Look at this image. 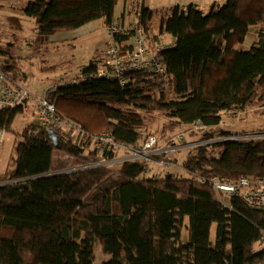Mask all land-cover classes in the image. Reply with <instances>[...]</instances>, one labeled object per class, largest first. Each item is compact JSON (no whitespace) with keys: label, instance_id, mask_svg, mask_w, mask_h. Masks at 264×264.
Here are the masks:
<instances>
[{"label":"trees","instance_id":"trees-1","mask_svg":"<svg viewBox=\"0 0 264 264\" xmlns=\"http://www.w3.org/2000/svg\"><path fill=\"white\" fill-rule=\"evenodd\" d=\"M130 1L132 9L124 0L118 18L119 0L0 4L33 20L45 42L94 21L110 25L133 17L128 23L145 33L148 48L165 66L162 74L131 73L125 87L94 78L104 56L79 69L88 79L59 85L52 97L57 114L71 123L69 134L80 130L87 137L59 140L57 148L39 121L13 129L29 101L15 109L0 107V131L16 138L15 158L0 175V264H95L97 245L112 256L103 264H264V211L239 199L222 206L211 186L215 178L264 179V139L189 148L196 154L182 162L184 170L162 177L149 176L142 160L101 165L128 152L110 146L98 154L93 145L105 133L115 143L138 149L148 137L158 139L144 120L156 114L175 127L200 122L207 131L195 134L204 135V141L238 135L222 127L225 115L242 114L257 101L264 108V28H258L247 50H240L250 29L264 22V0H226L206 12L196 4L154 11L146 0ZM163 11L170 16L161 19L155 34L154 20ZM9 22L23 30L22 18ZM165 35L175 43L163 46ZM133 36V31L117 35L114 43L123 53L131 52ZM12 47L0 44V70L13 82L27 81L28 75L11 62ZM205 145L222 146L221 157H208ZM56 152L75 160L69 170H53ZM84 155L92 161L83 162ZM211 216L213 243L207 240ZM186 218L188 240L182 242Z\"/></svg>","mask_w":264,"mask_h":264},{"label":"rangeland","instance_id":"rangeland-1","mask_svg":"<svg viewBox=\"0 0 264 264\" xmlns=\"http://www.w3.org/2000/svg\"><path fill=\"white\" fill-rule=\"evenodd\" d=\"M176 3H191V0H149V4L153 8H160L164 6H175ZM199 3V2H197ZM146 4V2H145ZM26 2L21 4L25 7ZM129 11L132 9V2L129 0L127 3ZM124 0H119L115 7L116 18L120 17L123 12ZM148 7V6H147ZM209 9V8H208ZM206 12V10H204ZM154 20V32L159 34L160 21L163 18L170 16L169 12H161ZM22 12L12 11L7 9H0V44H11L15 49L12 64L17 65L19 72L27 74L28 80L21 82L22 75H17V80L29 90L32 97L29 102L36 105L34 97H41L44 90L49 84H54L62 78L71 80L74 74L83 66L88 65L91 61L101 58L102 51L106 47V33H104L103 22L101 20L90 23L81 32L75 33L74 31L61 32L48 37L47 42L41 41L37 35V27L33 20L26 19L22 16ZM12 17L23 19V30H17L16 26L10 24ZM133 18V17H131ZM131 22L134 19H131ZM28 20V21H27ZM26 21V22H25ZM264 28V22L257 27L251 28L245 46H241L240 50L245 51L256 39L258 30ZM172 38L165 35L161 38L163 46L170 45ZM246 47V48H245ZM149 48L153 50L151 45ZM15 58H18L15 60ZM28 102V103H29ZM261 102V101H260ZM259 101L249 104L247 110L237 116L225 115L224 130L232 131L240 136L249 134H264V108L261 107ZM27 105V113L31 114L35 121L38 119L37 105L29 107ZM26 115H19L13 125L15 131L21 130L26 123ZM144 120L149 126L150 132L160 137V144H163L167 139L177 134L186 133L189 142H199L200 145L209 141H204L202 134H195L194 132L188 133L191 129L189 126H173L170 124L171 119L159 115H144ZM234 124V125H232ZM258 139H264L260 135ZM15 135L14 133H5L0 143V175L4 174L13 159L15 158ZM209 144V143H207ZM204 149L207 151V156L219 159L222 155V146H208L205 145ZM194 151L184 150L180 153L171 155V159H175L177 163H181L185 156L195 155ZM55 163L58 164L59 160L64 161L63 166L57 171H67L72 167L75 162L73 159L65 158L61 153L56 152ZM123 156V153L121 154ZM177 155V158L176 156ZM62 158V159H61ZM151 175L159 174L160 177L165 176L168 172H176L178 169L172 166L159 167L152 166ZM62 171V172H63ZM212 216L208 227L207 240L213 243L215 240V225L212 223ZM188 219H185V225L182 231V242L188 240ZM95 264H103L112 259V256L104 254L100 245L95 248Z\"/></svg>","mask_w":264,"mask_h":264},{"label":"built area","instance_id":"built-area-1","mask_svg":"<svg viewBox=\"0 0 264 264\" xmlns=\"http://www.w3.org/2000/svg\"><path fill=\"white\" fill-rule=\"evenodd\" d=\"M132 31L134 33L133 49L131 52L123 53L114 43V38L117 35H126ZM106 36L110 46L104 53L105 63L97 68L94 78L114 81L121 87H125L128 84L130 74L133 72L152 71L156 74L164 73V63L158 54H154L148 48L146 35L141 29L136 26H131L128 22L115 21L110 25H106ZM71 77L72 79L70 81L62 78L55 84H49L41 97H34L39 122L45 129H53L58 135L59 140L63 143L77 141L78 136H82V134L87 137L80 130H77L75 134H69L68 128L71 123L57 114L56 105L52 97V91L57 86H73L88 79L86 75L80 72H77ZM31 98L33 97L27 88L21 83L13 82L5 72L0 70V107L15 109L23 106ZM205 131L207 129L200 122H197L191 126L188 133H203ZM4 133L5 131H0V143L4 137ZM260 135L264 136V134L232 135L207 143L253 140L258 139ZM93 145L98 151V154H101L110 146L121 148L128 152V155L121 158H116L111 161L102 160L101 165L118 164L125 160H142L145 163L146 171L150 173V167L152 166H172L183 171L184 169L175 161H169L170 156L189 148L201 146L199 142H189L186 133L174 135L163 144H160L157 137L150 136L143 141V144L138 149L127 148L115 143L108 134L103 133L94 139ZM211 186L218 202L222 206L227 207L232 199H239L251 209L264 211V179L215 178L211 181Z\"/></svg>","mask_w":264,"mask_h":264},{"label":"crops","instance_id":"crops-1","mask_svg":"<svg viewBox=\"0 0 264 264\" xmlns=\"http://www.w3.org/2000/svg\"><path fill=\"white\" fill-rule=\"evenodd\" d=\"M21 1H22V0H0V4H4V5H18V4L21 3ZM225 1H226V0H191V3H190V4H196V5H199V7L202 8L203 10H208L209 6L212 5L213 3H220V4H222V3H224ZM197 2H199V3H197ZM190 4H189V3H176L175 6L169 5V6H164V7H160V8H153V7L150 6V4H149V0H146V5H147L150 9H152V10H154V11L167 10V9H170V8H173V7H176V6L183 7V6H187V5H190ZM27 21H28V20H27ZM101 21L103 22L104 33H106V25H107V24L105 23L104 20H101ZM25 22H26V21H25ZM88 25H89V24H88ZM88 25H86V26H84L83 28H81V29H79V30H76V31H74V32H75V33L81 32V31H82L84 28H86ZM174 43H175L174 40L171 39V40H170V45H173ZM109 46H110V44H109V41H108L107 36H106V47H105V50L102 51V56H101V57L104 56V53L107 51V49H108ZM23 86H24V85H23ZM28 106L31 107V106H36V105H35V104L32 105V103L29 102V103H28ZM23 115H26V116H25V117H26V123H27V122H31V121L34 120L33 117L31 116V114H28V113H27V109H26V111L24 112ZM224 119H225V117H224ZM224 119H223L222 127H224ZM232 125H234V124H232ZM5 133H6V132H5ZM5 133H4V134H5ZM158 139H159V142L161 143L159 137H158ZM192 142H194V141H192ZM182 152H183V151H182ZM179 153H180V152H179ZM86 155H87V154H86ZM86 155H84L85 157L82 158V159H83V162L88 163L89 161H92V158L87 157ZM174 156H176V158H177V155H174ZM186 157H187V156L184 157V160L186 159ZM65 158H67V157H65ZM55 159H56V157H55V155H54V162H55ZM61 159H62V158H61ZM170 159H171V157H170ZM171 160L175 161V159H171ZM184 160H183V161H184ZM63 162H64V161L59 160V163H58V164L55 163V165H54V167H53V170H54L55 172H57V169L60 168L61 166H63ZM175 162H177V161H175ZM177 164H178L179 166H182L181 163H177Z\"/></svg>","mask_w":264,"mask_h":264},{"label":"water","instance_id":"water-1","mask_svg":"<svg viewBox=\"0 0 264 264\" xmlns=\"http://www.w3.org/2000/svg\"><path fill=\"white\" fill-rule=\"evenodd\" d=\"M49 134H50V140L52 141L53 146L55 148H57L58 147V144H59L58 135L56 134V132L53 129H50L49 130Z\"/></svg>","mask_w":264,"mask_h":264}]
</instances>
